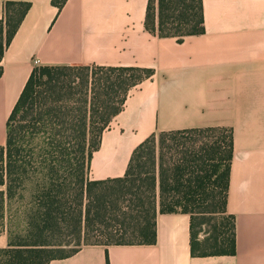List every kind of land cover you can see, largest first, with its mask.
I'll use <instances>...</instances> for the list:
<instances>
[{
  "label": "trees",
  "instance_id": "1",
  "mask_svg": "<svg viewBox=\"0 0 264 264\" xmlns=\"http://www.w3.org/2000/svg\"><path fill=\"white\" fill-rule=\"evenodd\" d=\"M66 2L53 0L59 9ZM29 8L5 5L0 63ZM145 27L178 42L202 35L203 0H149ZM153 74L131 67L33 70L0 146V235L9 239L0 264H50L84 246L155 245L158 213L176 212L191 217L193 257L236 254L235 217L227 213L231 129L154 134L134 151L124 177L89 178L103 132L129 92Z\"/></svg>",
  "mask_w": 264,
  "mask_h": 264
},
{
  "label": "crops",
  "instance_id": "2",
  "mask_svg": "<svg viewBox=\"0 0 264 264\" xmlns=\"http://www.w3.org/2000/svg\"><path fill=\"white\" fill-rule=\"evenodd\" d=\"M149 0H0L30 8L0 65V146L7 121L37 67L151 69L103 132L89 178L125 176L134 151L154 134L233 131L227 213L234 256L193 257L191 217L158 213L157 243L84 246L50 264H264V0H203L205 33L178 42L145 27ZM39 61L35 65L34 61ZM9 245L0 235V249Z\"/></svg>",
  "mask_w": 264,
  "mask_h": 264
},
{
  "label": "rangeland",
  "instance_id": "3",
  "mask_svg": "<svg viewBox=\"0 0 264 264\" xmlns=\"http://www.w3.org/2000/svg\"><path fill=\"white\" fill-rule=\"evenodd\" d=\"M157 149H158L157 153L159 155L160 149H159V147ZM207 230H208V226H203V231L200 233V238L201 239H203V237H205V233H206ZM66 252L64 251V253H66ZM61 254H63V253H61Z\"/></svg>",
  "mask_w": 264,
  "mask_h": 264
},
{
  "label": "built area",
  "instance_id": "4",
  "mask_svg": "<svg viewBox=\"0 0 264 264\" xmlns=\"http://www.w3.org/2000/svg\"><path fill=\"white\" fill-rule=\"evenodd\" d=\"M34 63H35V65H38L39 64V61L35 60Z\"/></svg>",
  "mask_w": 264,
  "mask_h": 264
}]
</instances>
